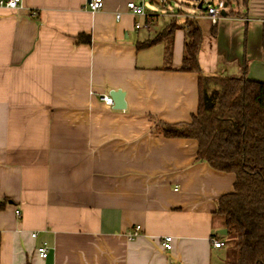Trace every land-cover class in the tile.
Returning a JSON list of instances; mask_svg holds the SVG:
<instances>
[{
    "label": "crops",
    "instance_id": "0c3cea01",
    "mask_svg": "<svg viewBox=\"0 0 264 264\" xmlns=\"http://www.w3.org/2000/svg\"><path fill=\"white\" fill-rule=\"evenodd\" d=\"M129 1L0 8V264H226L215 211L235 174L198 160L196 139L154 126L198 111L200 73L181 70L189 21L202 30L203 74L264 82V0H234L215 23H180L179 9L149 27ZM133 1L158 13L170 2ZM173 22L171 55L166 40L138 48ZM111 89L125 108L102 101Z\"/></svg>",
    "mask_w": 264,
    "mask_h": 264
},
{
    "label": "trees",
    "instance_id": "16d2710c",
    "mask_svg": "<svg viewBox=\"0 0 264 264\" xmlns=\"http://www.w3.org/2000/svg\"><path fill=\"white\" fill-rule=\"evenodd\" d=\"M178 26L171 23L156 39L139 42L138 48L166 40L171 55ZM185 28L181 70L200 73L198 111L188 123L158 121L154 133L196 139L198 160L235 174L234 191L218 199L215 211L232 237L226 264H264V82L203 74L198 60L202 30L194 20Z\"/></svg>",
    "mask_w": 264,
    "mask_h": 264
},
{
    "label": "built area",
    "instance_id": "2783aa9c",
    "mask_svg": "<svg viewBox=\"0 0 264 264\" xmlns=\"http://www.w3.org/2000/svg\"><path fill=\"white\" fill-rule=\"evenodd\" d=\"M155 1H159L163 5H165L168 2V0H155ZM103 5H104V0H87L85 7L89 9L90 11L95 12V11L101 10ZM22 6H23V0H0V8H7V9L15 10V9H20ZM226 6H227L226 0H219L217 6L209 5L205 13H203L200 16L207 17L211 19L213 23H215L220 18L222 11L226 8ZM127 9L129 13H132L134 15L145 16L148 20L145 26H148V27L150 26L152 22V18L155 15H162V14L177 15V13L168 12L167 10H163V12H160V13L153 12V11H147L143 2H137L133 0L127 3ZM121 15H122L121 12L117 13L116 18L120 19ZM140 26H141V23H136V27L139 28ZM101 99L108 105L114 104L113 98L108 93L101 95ZM141 231H142L141 225H137L135 227V230L130 232L129 236L133 238L137 236L138 234H140ZM32 236L35 237L36 233L35 232L32 233ZM172 241H173V237L171 235H166L163 237L162 245L164 246L165 249H168V250L172 249L173 247ZM213 242H214L215 247H223L225 245V242L220 239H213ZM37 250H38V254L40 257L46 258L48 256L49 249L46 244L40 245Z\"/></svg>",
    "mask_w": 264,
    "mask_h": 264
},
{
    "label": "rangeland",
    "instance_id": "374dc122",
    "mask_svg": "<svg viewBox=\"0 0 264 264\" xmlns=\"http://www.w3.org/2000/svg\"><path fill=\"white\" fill-rule=\"evenodd\" d=\"M201 1H202V6H201V8H199L198 5ZM229 1H231V3L226 6L227 10H230L232 8V6L235 4L234 0H229ZM218 2H219V0H170L167 7L160 6V9H162V11L163 10H167V11L169 10V12L178 11L179 9H181L183 11V16H181L179 19L180 23L184 22L185 15H190L191 18L195 17L199 22L202 23L203 19H201V18H203V17H201L200 15L205 13V11L209 5L217 6ZM155 7L159 8L158 5H156ZM170 17L171 16L166 17V18H161L160 22L164 21L166 23L169 21V19H171ZM220 237L226 238V240L228 241V246L225 248L226 254H227V251L232 249V246H233L232 237L228 234L220 235Z\"/></svg>",
    "mask_w": 264,
    "mask_h": 264
},
{
    "label": "water",
    "instance_id": "95a60500",
    "mask_svg": "<svg viewBox=\"0 0 264 264\" xmlns=\"http://www.w3.org/2000/svg\"><path fill=\"white\" fill-rule=\"evenodd\" d=\"M201 6H202V1L199 3L198 7L201 8ZM223 14L225 13L223 12ZM109 94L113 98L114 108L123 109L126 107L125 92L122 89H111L109 91ZM217 231L222 235H226L228 233L227 228H221L218 229Z\"/></svg>",
    "mask_w": 264,
    "mask_h": 264
}]
</instances>
